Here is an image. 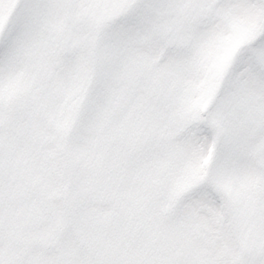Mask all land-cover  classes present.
Listing matches in <instances>:
<instances>
[{"label": "snow or ice", "instance_id": "6c2138e0", "mask_svg": "<svg viewBox=\"0 0 264 264\" xmlns=\"http://www.w3.org/2000/svg\"><path fill=\"white\" fill-rule=\"evenodd\" d=\"M0 264H264V0H0Z\"/></svg>", "mask_w": 264, "mask_h": 264}]
</instances>
